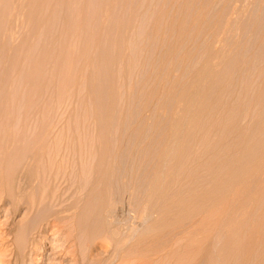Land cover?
<instances>
[{
    "label": "bare ground",
    "instance_id": "1",
    "mask_svg": "<svg viewBox=\"0 0 264 264\" xmlns=\"http://www.w3.org/2000/svg\"><path fill=\"white\" fill-rule=\"evenodd\" d=\"M158 1L97 0L95 10L85 17L84 0H27L19 6L13 0H0V51L11 44L1 36L10 32L8 19L16 13L21 26L44 42L27 57L35 58L40 50L62 42L54 34L66 28L73 37L65 47V59L77 65L73 75H62L52 99L33 93L29 70L19 72L24 85L22 79H17L22 86L13 84L11 74L19 60L13 55H18L16 46L12 44L14 53L9 52L12 57L5 59L6 54L0 52L4 63H0V187H5L0 198L9 195L13 201L12 195H21V181L9 187L19 169L17 178L29 177L38 196L27 200L28 212H35L33 220L22 218L15 235L8 232L12 248L0 247V264L5 258L13 264H27L30 254L25 250L38 249L36 240L49 228L53 234H66L65 245L72 248L76 264L150 260L178 240L166 234L184 235L187 229L188 235L206 230L214 238L209 251H218L221 222H204L208 213L223 209L227 197L264 167V31H259L256 20L248 26L233 17L232 23L220 25L225 36L219 39L209 29L215 22L208 15L214 0L212 4L205 0V5L203 0L201 18L198 14V21L192 22L187 19L191 1L165 0L173 16L165 6L159 8ZM115 4L119 6L116 12ZM229 5L223 9L228 11ZM163 18L167 19L165 28L160 26ZM43 27L48 30L42 31ZM161 30L168 34L167 42L155 47L163 51L162 56L147 44L160 38ZM234 31L238 33L235 38ZM76 40L79 48L73 44ZM150 51L158 55L160 64L151 60ZM144 60L145 67L154 64L146 67L149 71L154 67L151 72H157L149 82L150 75L146 72L145 78L143 74ZM59 61V56L50 57L51 66ZM81 89L84 95L79 97ZM65 92L78 100L76 109L57 105V101L66 103ZM136 111L149 112L150 118L142 114L145 120ZM124 208L133 213L129 222L123 219ZM196 218L199 222H192ZM250 231L242 240L246 258L253 239ZM182 238L181 251L201 248L194 237ZM158 240L160 247H156Z\"/></svg>",
    "mask_w": 264,
    "mask_h": 264
},
{
    "label": "rangeland",
    "instance_id": "2",
    "mask_svg": "<svg viewBox=\"0 0 264 264\" xmlns=\"http://www.w3.org/2000/svg\"><path fill=\"white\" fill-rule=\"evenodd\" d=\"M26 1L27 0H13V2L15 3L16 6L22 5ZM84 1H85V3L84 2L83 3H84V7L85 8L83 9V16L88 17L92 13V10H95L94 8H95V6L97 4V0H92V1L91 0H84ZM89 1H91L92 5H91V3ZM163 1L162 0L161 1L159 0L158 1V7L160 6L159 8L164 7L168 3V1L167 2L165 0H163ZM177 1H179V0H177ZM188 1L189 2L191 1L190 4H192V5L189 4L190 5L189 7H190V9L192 7V9H191V12H190V10L188 11V13H187V19L189 21H191V22L192 21H198V16L200 15V10L203 8L202 6H204L205 4H207L209 2V0L206 1L207 3L204 0V2H205L204 5L202 4L203 0H200V1L196 0L197 4H195L196 2L194 0H193L194 2H192V0H187V2ZM217 1H219V0H214V2L212 0V1H210L211 3L209 2V4H212V2L214 4H212L213 6L211 5V13H212V15H211L210 12L208 14L209 16H211L212 21H213V19L215 20V22L218 20L217 21V24L218 25L215 22L212 25L214 27H216L215 25H217V27L219 26L218 27V30L219 31L217 30V27L214 28L213 26H209L210 31H213V32L215 31L216 35L218 34L216 36L217 38L220 37L219 39H221V37L223 38L225 36L224 35L225 33L223 31V28L220 29V25L222 27V25L225 24V23H222V22L223 21L225 22V21H228V20L231 21V18H233V17H234V19H232V20H234V21L236 20V22L237 21L244 22V23L246 22L245 25H248V26L252 23L251 21L254 20V22H255V20H256L255 23L258 24L259 31H264V24L262 26V23L264 22V19H263V14H264V0H258L257 2H256V0H246V1L245 0H241L242 1L241 4H236V3H239L240 0H227L228 3H227L226 0H221V2L220 1L217 2ZM260 1H261L262 4L260 3ZM169 2H171V0H169ZM198 2H201V3H199V6H201L200 8H198L199 7L198 6ZM258 2H259L260 5L257 4ZM160 3H161V5H160ZM226 3L228 5L230 4L229 5L230 6L229 7L230 10L228 9V11L226 9H223V8H228V7H226V5H227ZM87 4H89V5H87ZM235 4H236V6H235ZM253 4H256L257 5V9L254 8V7H256V5L254 6ZM193 5H195V6H193ZM240 5L242 6V8L239 7ZM262 5H263V7H262ZM168 6L167 7L165 6L166 8L165 7L164 8L166 10L168 9L167 12L169 13L168 15H170V12H171L170 9L172 8V6H171V8L168 7ZM232 6H233V8H231ZM193 7L194 8L196 7V8L194 9ZM220 7H221L222 10L220 9ZM213 8H215L216 10L215 9L213 10ZM217 8L220 9V12L223 11V16L225 18L226 17H228V18L225 19L219 13V9H217ZM114 9H115V12L119 10L118 4H115ZM237 9H238V11H237ZM254 9H256V10H254ZM239 10L242 11V12L240 13ZM257 10L259 12L261 11V13L257 14L256 13V12H258ZM99 11H96V12L98 13ZM194 11L195 12L197 11L196 12L197 13V17L194 16L196 14ZM213 11L216 12V13L218 12L219 14H215L216 15L215 16L213 14ZM229 11L230 12L232 11V13H230ZM233 11H235V13H233ZM173 13L174 12H173V9H172V12H171V15L172 16H173ZM227 13H229V15H227ZM253 13H256V15L253 14ZM105 14H106V12L103 15H105ZM232 14H234V15H232ZM241 14H243V15H241ZM260 14H262V15H260ZM217 15L218 16L221 15L222 18H221V16L220 17H217ZM251 15H253V17ZM236 16H239V17H236ZM58 17L61 19L63 17V13L60 14ZM200 18H201V15L199 17V20H200ZM237 18H238V20H237ZM106 19H107V17H106ZM257 19L258 20L261 19L262 21L257 22ZM162 21L163 22L160 23V26H162L164 28H165V26L167 27V19L166 18H163ZM8 22L11 25V27L9 29L10 32L7 34V36H6V34L2 35L1 38H6L7 37L8 42L11 43V44H8V46H7L8 48L6 50L4 49V52H2V51H0V52H2V54L3 53L6 54V56L4 55L5 56V59L6 58H9V56H11L10 55L11 52L12 53H14V52L18 53V55L15 54V53L13 54V55H15V56L18 57L17 59H19L18 61L15 62V65L17 66V68H16L17 72L15 73V71H16L15 70L14 73L11 74L13 84L15 85V84L18 83V86H19L20 82L17 79H20V80L22 79V77L21 78H18V77H20L19 72L22 71V70H29L30 75L33 77V83H31L29 85V86H31V88L33 90V93L34 94H38L40 96H42V95H45V96L46 95H49V96H52L51 98L53 99L54 96L55 97L57 96V93L55 92V89L54 88L62 80V77H63L62 75H64L67 72V74H65V76H66V78H68L69 77V74L70 75H73V72H75V68L77 67L76 63L73 64V62H69V60L65 59V49H66L65 47L67 45L69 46V43L70 42L72 43V37H73V35L70 34V33H66V31H67L66 28H62V29L59 28L58 31L60 33H57V34H54V35L56 37L58 36L59 38H62L63 39L62 42H60L59 44L50 45V46H48V47L40 50L39 52H37V55L35 56V58H31L30 56L27 57V55H30L31 54V51L30 50L33 51V48L34 47H40L41 48V46L44 44V42L42 40V37H40V36H33L32 33H28V31L25 30V28L22 27L23 25L21 26L22 21L19 18V16L16 15V13L12 16V19H11V16L9 17ZM16 22H17V25H16ZM236 22H234L233 24H236ZM231 23H232V21H231ZM14 24H15V26H14ZM12 26H13V29L14 30H15V28L18 29V27H19L18 31H17V29L15 30L16 32H18V34H16L15 31H11L12 30L11 29ZM202 27H204V24L202 25ZM44 29H46L45 31L48 30L47 28H44V27L41 30L43 31ZM63 31H64V33H63ZM221 31H223L224 34H221ZM161 32H162V34H161L160 38L154 39V40H151L150 39L148 41V43L145 42V43L149 44V46L151 47V48H149V50L152 49L151 51H153V48H155L157 46L158 47L159 46H162V45H164L167 42L166 41L167 40V35H168L167 32L165 30H161ZM218 32L220 33L221 36L219 35ZM20 34H21V37L19 38V40H20V42H22V44L20 43L21 45L18 44L19 43V40H18V37L19 36L18 35H20ZM235 35L238 36V33L236 32V34H235V31H234V35H233L234 38L236 37ZM170 40H173V38L170 39ZM79 42L76 40V42L74 41L73 44L74 43L77 44ZM103 43L105 44V42H103ZM155 43H156V45H155ZM239 43L241 44L240 41L238 42V45H239ZM12 44H13V47L15 48V46H16L17 49L20 52L17 49L14 50V48L12 47ZM79 45H81V43ZM79 45L78 44L77 45L74 44V46H76V47L79 46ZM217 45L215 46L216 48H218L220 46L219 43H217ZM19 46H21V47L19 48ZM77 48H79V47H77ZM8 49L9 50H12V51H8ZM158 49L156 50V48H155L154 51H156V54H160V56H162L161 52H163V51H161L160 49H159L160 50L159 51ZM13 50H14V52H13ZM231 51L234 52L235 49L232 48ZM150 52H148L147 54L149 55ZM151 53L153 55L151 54L150 56L153 59H151L150 57H148V58H150L151 60H155V62L154 61H152V62H154V63L157 62L156 64H160V63H158V62H160V59L157 58L158 55L155 56L156 54H154V52H151ZM2 54H1L0 58L2 57ZM20 56H21L22 59L20 58ZM52 56H59L60 57V61L57 63L56 66H51L50 57H52ZM152 56H155L156 58H154ZM5 59H4V62H6ZM150 59H148V60H150ZM20 60H22V61L20 62ZM30 60H33V63H29ZM146 60H147V57H146ZM146 60H144L143 61V64H142V66H144L142 68L144 71L143 70H140L141 68L139 70H140V72L143 71L144 72L143 73L144 75L146 74V72H147V75H150V76H147V75L144 76L141 73L142 74L141 77L144 76L146 78V76H147L146 80L148 79L147 81L149 82L150 81L149 77L151 78V77L155 76V74L157 72L155 70H154V72H156L155 74H154V72H151V70L153 71V69H154V67L151 69L152 65L154 66L153 63L147 64V66L148 65L149 66L151 65L150 71H149V68H146L147 66L145 67V61ZM150 61H148L147 63H150ZM0 63H1V65L4 64L2 62V59L0 60ZM22 66H24V67H22ZM157 67H159V66L156 65V68ZM145 68H146V70L147 69L148 70L145 71ZM103 69H104V66H101V69L100 70L102 71ZM139 70L137 72H139ZM0 71H1V69H0ZM140 72H139V74H140ZM150 73L153 74V75H151ZM139 74L137 75L138 78H139ZM144 77L142 79H145ZM138 78H135V80L137 81ZM146 80H145V84H146ZM14 81H15V83H14ZM56 81H58V82H56ZM24 83H25V81L23 80L22 84L24 85ZM150 83H148V84H150ZM68 84L69 85H72L71 79L68 80ZM20 86H22V85L20 84ZM146 86L148 87L149 85L146 84ZM67 94L68 93L65 92V97H68L69 96V98L67 99L68 102L66 101L65 104H62V103H60V102L57 101V105L59 107H62L63 105L69 106V107H66L65 106V109H67V108L71 109L72 108L71 109V111H72V110L76 109L77 104H78V102H77L78 100L74 101V97L73 96H70V94L69 95H67ZM82 94L84 95L83 89H81L79 91V95H80L79 97H82L83 96ZM76 96H77L76 97V99H77L78 98V94ZM104 97L105 96H103V100H106V99H104ZM101 100H102V97H101ZM54 101L56 102V100H54ZM62 108H64V107H62ZM147 113L146 112L145 113H139V112H137V114H140V116L142 114L143 115H147L146 117L148 118L149 112H147ZM134 114L137 115L136 113H134ZM143 115L141 116V118L143 117ZM138 116L139 115H137V117ZM147 118H144V119L146 120ZM149 118H150V116H149ZM131 119H133L135 121L137 120L136 117L131 118ZM160 119L161 118H159V120ZM148 121H149V119H148ZM157 121H158V118H157ZM241 126H244V123L241 124ZM18 171L15 172V173H17V175H18ZM15 173H14L12 179L9 181V187H13L14 188V185H17L18 181H21L22 184H23L22 185L23 188H22V190L20 192L21 195L18 196V195L15 194V196H17L16 198H15L14 195H12L13 201H12L11 197H9V195L8 196L6 195L5 197L2 196L3 198L2 197L0 198L1 199L0 201H2V202H0V247L3 246V247H5L4 249H6V250H9L10 248H12L9 245V243H10L9 242L10 241L9 238L12 239L11 237L13 235H15V233H16L15 231H18V229H20V226L23 225L21 223L22 218L25 219V217H26V219L28 218L30 220H33L32 216L35 217V212L34 211L28 212V210H29L30 207L28 205L29 202L27 200H29L30 198L32 199L33 196L35 198L38 197V196H36L37 195L36 194L37 193V190L35 188H32L31 185H30L31 184V179H29V177H27L26 175H25V177L27 179L25 177H23L24 179L22 180L21 175H20V177H19L20 179H19V178H17V175ZM29 180H30V182H29ZM27 182H28L29 187H31V188L28 187V185L26 184ZM10 183L13 184V185H11ZM9 187H7V188H9ZM4 188H5L4 186H1L0 187V192ZM10 189L11 188H9V190ZM34 194H36V195H34ZM17 198L19 199L18 201H17ZM11 203H12V205H11ZM13 205H15V207ZM13 207L15 209L14 210L15 211L14 214L11 212V211H13V209H12ZM223 207L224 208L221 209V210L220 209H218V210L217 209L216 210L214 209V210L210 211L208 213V215H207L208 217H206V219L204 221V222H214V221L216 222L217 221V222H221L220 223L221 225L223 224L221 227H220V224H219V228H222L223 232L221 234L220 242L217 245V250H218V251L216 250L217 252L214 253L212 251H209L211 249L210 247H211V245L213 243L214 238L213 237H210L207 232L205 233L206 230H204V232H202V233L200 231H197L196 234L194 233L192 235H188V232L190 234L191 231H190V229L189 230L187 229V230L184 231V233H187V234H184V235H175V233H173V232L172 233H169V234H166L167 236L168 235L169 236L172 235L171 237H173V238L177 236L178 237L177 238L178 240H176L174 242H171L172 246H171V244H169L170 246L166 244L167 247L165 248V250L163 251V253L161 252L162 254H159L158 257H156V258L153 257L151 259L149 258L151 261L148 260V259L139 260L138 262H136V264H264V167L259 172H257L255 174V176L253 175L252 178H250V179L246 180L245 182H243L240 185V187L238 186L237 189L234 190L233 193H231L227 197V199L225 200V203L223 204ZM123 210H125L123 212V219L125 221H128L129 222L131 220L130 217L133 216V213H128L125 208ZM29 213H30L31 216L29 215ZM216 213L220 215V216L218 215L219 217H218L217 220H216V218H217V216H216L217 214ZM121 214H122V212H121ZM124 214L125 215L128 214V215L127 216H124ZM34 222L37 223L38 221L35 219ZM192 222H199V219L196 218ZM222 222H231V223L229 225H226V224H224ZM20 223H21V225H20ZM31 223H33V222H31ZM224 226H226V229H225ZM228 226H229V228H228ZM223 227L226 230V232L224 231ZM52 230H53L52 228H49L47 230L46 234H43V236L40 238L41 240H39V241L36 240L38 242V249H36V250L34 249L33 253L32 252L30 253L31 247H29L30 249L25 250V254L27 256H28V254H30L29 256L31 257V259L29 258V256L27 257V261H26L27 264H76L75 263L76 262V259H74L72 257V255H71L72 248L71 247H67L66 248L65 241H64L65 238H66L65 237L66 234H64V232H62V231H60V232H58L56 234L55 233L53 234L51 232ZM248 230L249 231L251 230L250 231V236L253 239H252V244H251V246L249 248L250 249L249 250V253L250 254L246 258V256H244V250H243L244 247L243 246H245V243L244 242L246 241L245 239L247 237L246 234H248ZM9 231H10V233H12V236L11 237L8 236V234H9L8 232ZM186 231H188V232H186ZM183 236H185L184 239H186L187 236L194 237V239L196 240V243L198 244L197 246L198 247L201 246V248H197L196 247L197 249L194 248V250H193V247H192L191 250L186 251V252H188V254L185 251H181L180 250V247H182V245L184 244V240L182 238ZM164 239L165 240L166 239L168 240L169 237L168 238L167 237H164ZM165 240H161V241L164 243ZM242 240H244V242ZM161 241H159V240L157 241L158 243H156V247H160L161 246ZM24 243H26V241L23 242V244ZM173 243H175V244H173ZM157 244H158V246H157ZM24 246H25V244H24ZM202 248H203V250H202ZM95 252H94V254L97 253V252L96 253ZM185 254H187V255H185ZM28 258L31 260V262H28ZM78 258H77V260H80ZM9 259L10 258L2 259L1 260V264H4V263L5 264H13V261H11V263L8 262V261H10ZM20 261H22V259ZM77 264H79L78 261H77Z\"/></svg>",
    "mask_w": 264,
    "mask_h": 264
}]
</instances>
